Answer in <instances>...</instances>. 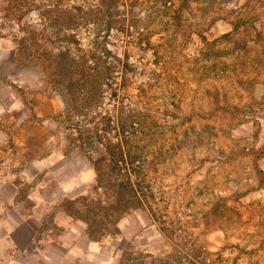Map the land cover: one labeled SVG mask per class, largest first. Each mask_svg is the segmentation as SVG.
Instances as JSON below:
<instances>
[{"label":"rangeland","instance_id":"rangeland-1","mask_svg":"<svg viewBox=\"0 0 264 264\" xmlns=\"http://www.w3.org/2000/svg\"><path fill=\"white\" fill-rule=\"evenodd\" d=\"M236 1L191 19L177 38L175 63L165 68L150 50L113 31L108 48L120 62L85 110V90L76 81L69 85L60 65L29 49L16 53L19 39L32 36L25 25L41 28L36 9L15 21L0 0V79L25 87L31 114L49 128L56 147L85 161L87 182L69 208L93 237L130 234L126 259L146 260L158 249L176 264H236L244 241L264 239V0L250 2L243 15L249 21L233 30ZM56 32L36 36L38 52L61 49ZM77 38L82 49L91 48V31ZM30 44L28 38L24 47ZM130 108L143 112V129L116 130L115 116L126 117ZM84 126L88 136L78 130ZM119 139L123 177L110 173L106 148ZM91 158H104L97 177ZM127 174L134 192L118 187Z\"/></svg>","mask_w":264,"mask_h":264},{"label":"crops","instance_id":"crops-1","mask_svg":"<svg viewBox=\"0 0 264 264\" xmlns=\"http://www.w3.org/2000/svg\"><path fill=\"white\" fill-rule=\"evenodd\" d=\"M25 91L0 79V264H176L158 249L146 260L126 259L130 234L90 235L69 208L82 195L89 167L56 147ZM255 237L241 244L236 264H264V239Z\"/></svg>","mask_w":264,"mask_h":264},{"label":"trees","instance_id":"trees-1","mask_svg":"<svg viewBox=\"0 0 264 264\" xmlns=\"http://www.w3.org/2000/svg\"><path fill=\"white\" fill-rule=\"evenodd\" d=\"M252 1L254 0H247L245 3L243 0L236 1L234 17H237V20L233 30L249 21V18L243 15L250 13V10L248 12L246 9ZM227 3V0H80L79 3L64 4L63 0H40L36 4L35 0H7L4 15L12 20L21 21L28 10L33 7L36 9L41 20V28L35 30L26 24L25 30H29L32 36L19 39L21 47H17L16 53L22 49H29V53L36 51L43 62L54 61L60 65L69 85L79 82L85 90L81 100L85 110H88L93 104V96H100L103 86L110 82L120 62L108 48V38L113 31L121 34L127 41H133L139 49L150 50L155 63L165 68L164 66L175 63L177 38L187 33L191 19L204 18L209 11L217 13ZM253 18L259 19L257 15ZM48 28L57 31L55 34L62 43L61 49L53 52L44 48L38 52L41 44L36 36L42 37ZM82 29L92 32L91 48H81L77 32ZM259 37L260 35L256 36L251 43H255ZM28 38L31 40V48L24 47ZM211 43L205 41L207 46ZM72 47L79 50L78 55H71ZM48 55L52 57L48 58ZM127 66L128 62H123L122 67L125 70ZM163 75L166 81L173 79V75L169 73ZM143 115L140 110L130 108L126 117L115 116L116 130L122 132L142 130ZM102 118L105 119L106 116ZM107 120L103 130L109 129V119ZM78 130L80 132L82 130L81 133L88 136L91 129L84 126ZM121 141V139L114 143L108 141L106 145L110 157L108 166L112 170L110 173L119 177L124 176L119 164L124 157ZM103 160L104 158L90 159L96 177L100 173V162ZM126 179L122 181L124 183H119L118 187L134 192L135 188L129 182V175Z\"/></svg>","mask_w":264,"mask_h":264},{"label":"built area","instance_id":"built-area-1","mask_svg":"<svg viewBox=\"0 0 264 264\" xmlns=\"http://www.w3.org/2000/svg\"><path fill=\"white\" fill-rule=\"evenodd\" d=\"M215 264H228V262L226 260H224L223 262L221 263H215Z\"/></svg>","mask_w":264,"mask_h":264}]
</instances>
